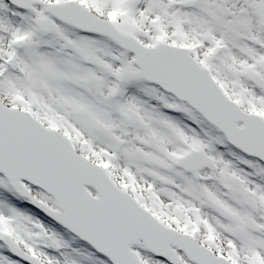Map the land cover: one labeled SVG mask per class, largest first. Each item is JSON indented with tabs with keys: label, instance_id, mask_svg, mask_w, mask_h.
I'll return each mask as SVG.
<instances>
[{
	"label": "snow or ice",
	"instance_id": "snow-or-ice-1",
	"mask_svg": "<svg viewBox=\"0 0 264 264\" xmlns=\"http://www.w3.org/2000/svg\"><path fill=\"white\" fill-rule=\"evenodd\" d=\"M0 264H264V0H0Z\"/></svg>",
	"mask_w": 264,
	"mask_h": 264
}]
</instances>
